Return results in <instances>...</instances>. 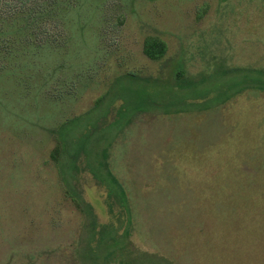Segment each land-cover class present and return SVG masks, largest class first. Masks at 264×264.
Listing matches in <instances>:
<instances>
[{"label":"rangeland","instance_id":"1","mask_svg":"<svg viewBox=\"0 0 264 264\" xmlns=\"http://www.w3.org/2000/svg\"><path fill=\"white\" fill-rule=\"evenodd\" d=\"M63 2L82 31H0V264H264V0Z\"/></svg>","mask_w":264,"mask_h":264},{"label":"trees","instance_id":"2","mask_svg":"<svg viewBox=\"0 0 264 264\" xmlns=\"http://www.w3.org/2000/svg\"><path fill=\"white\" fill-rule=\"evenodd\" d=\"M70 1L76 2L77 4V2L80 0H76V1L70 0ZM77 5L80 8H83V5H80V4H77ZM75 8H76V5L70 6L68 3H64L63 0L61 1L60 0H0V31H3L2 29L3 23L9 20L7 18L8 16L12 14H16V13L17 15L19 13H22L24 14V16L22 17V20L24 19L26 21V24L29 25L33 30L35 29V27H38L39 28L38 30H40L39 31V34H40L41 32L42 33L44 32L43 30H41L44 23L53 22V27H56V26L61 27L59 22H62V25H63L65 21L64 16H66L67 18H70L71 16L69 15L73 13ZM63 13L67 15L63 16ZM49 16H51V18H48ZM71 20L75 25H77V27L79 26L81 27V31H82V28L84 29L85 25L87 24V23L82 24L81 22L82 17L78 15H73V17H71ZM7 33H4L2 36L8 37ZM46 41H51L52 44H55L58 42V40H54V39L46 40L40 37V35L39 37L36 36L31 42L36 44L37 48H40V47L42 48V46L44 45ZM50 48L51 47H47L45 49H50ZM166 51H167V44L163 39L159 37L147 38L145 42V46H144V52L148 57H150L151 59L157 60V59L162 58L166 54ZM0 52L5 54L7 58H10L11 56H14V57L18 56L22 58L23 53H24L22 51L20 52V49L15 48V45H13V42L9 41L5 37H1L0 39ZM39 54L40 52H38V55ZM31 56H34V53L29 55V57ZM42 56H43V52L41 53L38 59H40ZM25 60H26V57L24 56L22 58V61L25 62ZM35 65L38 66V64L36 63ZM11 70L12 69L10 68L5 69L4 67L0 66V74H12L13 72H10ZM23 70L24 69H22V71ZM238 70L240 69H237L236 71ZM254 73H255L254 77L252 81L249 82V86H253L256 89H260L264 91V70L255 69ZM242 88H246L245 85L240 87V90ZM59 152H60V147L55 148L53 157L56 160H58ZM113 180H114L115 185H117V187L122 188V185L118 182L116 178H113ZM66 185H67L68 193L73 197L75 202L81 206L83 212L88 217V221L90 225L92 226V229L95 230L98 224V220H97L98 218H97L96 213L93 211L92 208H90V205L88 204H87L88 209L86 208V206L82 207L83 205L87 203L86 200H84L83 195L78 190L74 189L73 186L70 185V183H67ZM122 192L119 193L118 195L117 194H113V195H116L118 200L122 202L121 204L124 206V209L127 213L126 223L128 224V228L126 230L125 235H128L129 229H130L129 227L130 225L133 224V210L131 208L130 201L128 200V194H126L127 192L126 193L125 192L122 193ZM146 257L147 258L144 257L141 259L142 260L141 264H175L170 259L164 256H160V255H147L146 254Z\"/></svg>","mask_w":264,"mask_h":264}]
</instances>
